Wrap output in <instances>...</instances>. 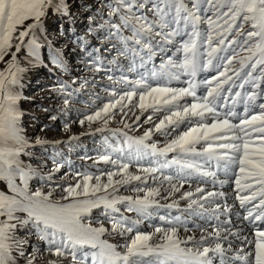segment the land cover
Segmentation results:
<instances>
[{
  "label": "snow or ice",
  "instance_id": "6c2138e0",
  "mask_svg": "<svg viewBox=\"0 0 264 264\" xmlns=\"http://www.w3.org/2000/svg\"><path fill=\"white\" fill-rule=\"evenodd\" d=\"M74 9L88 10L89 31L100 34L105 51L115 49L117 58L127 60L129 71L137 67L147 71L168 45H178L176 51L182 53L178 62L168 57L158 67L153 64L148 74L169 80L183 75L189 78L187 87H153L144 76L135 81L122 76L121 81L132 84V90L80 121L82 126L85 120L89 125L102 122L96 129L102 131L118 106L125 116L135 108L141 115L149 109L165 110L167 114L142 136L123 133L129 157L177 154L158 167L138 168L137 172L146 174L144 178L129 171L130 163H120L116 171L107 172L106 182L100 175L76 173L75 183L52 187L47 182L62 165L53 161L55 167L46 176L32 165L35 153L31 149L47 141L37 137L33 143L25 134L19 107L24 97L18 89L41 64V35L46 36L48 19L72 20ZM25 50L22 63L20 54ZM100 59L92 60L97 72ZM117 62L116 58L109 61ZM52 63L66 70L59 51ZM0 64V264H20L21 259L24 264H36L42 252L30 244L29 237L44 242V251L57 258L48 264H264V0H0ZM213 67L222 70L202 82L206 91L198 95L197 73ZM246 86L250 90L233 91ZM60 90L66 92V86L61 84ZM137 96L138 103L134 102ZM187 97L191 102L181 104ZM238 103L244 105L242 116L234 110ZM254 108L259 111L253 112ZM220 109H226L223 116ZM208 118L211 122H206ZM152 121L149 115L144 123ZM185 121L198 122L163 147L148 143L153 132L170 135ZM114 150L123 152L124 148ZM188 157H202L203 163ZM99 160L117 164L108 155ZM213 164L216 171L211 170ZM172 165L179 167L178 175L195 173L221 185L227 181L218 180L217 171L227 174L237 166L233 183L238 209L233 212L235 204L216 202L225 197L224 192L198 186L194 192H183L181 199L188 201L186 211L205 220L206 226L189 228L177 216L175 222L192 234L180 236L172 220L167 221L172 225L168 228L140 231L141 219L158 203L159 188H136L144 195L135 198L116 193L120 186L146 182L148 174ZM36 178L44 183L34 188L30 182ZM163 180L170 183L172 193L187 182L172 184L171 175H164ZM56 188L64 193L59 199L54 198ZM176 206L175 201L166 205ZM124 212H135L137 219ZM232 215L253 226L251 238L234 226ZM27 247L33 251L27 253Z\"/></svg>",
  "mask_w": 264,
  "mask_h": 264
},
{
  "label": "rangeland",
  "instance_id": "374dc122",
  "mask_svg": "<svg viewBox=\"0 0 264 264\" xmlns=\"http://www.w3.org/2000/svg\"><path fill=\"white\" fill-rule=\"evenodd\" d=\"M91 14L95 16V12ZM88 15V10L81 9L76 11L74 9L72 20L58 21L56 17L48 19L46 36L41 35V64L27 74L24 87L18 89L21 96L24 97L20 101L19 107L23 113L22 126L25 134L33 143L37 137L47 141L46 144L35 145L31 149L35 153L32 158L33 167L37 168L42 176H46L55 167L53 161L62 165L60 171L56 172L52 180L47 182L52 187L56 185L67 186L70 183H75L76 173H87L93 176L100 175L101 180L106 182L107 172L116 171L117 165L120 163H130L129 171L144 178L146 174L137 172L138 168L158 167L165 159L170 160L177 155L176 153H169L167 157H157L149 154L136 159L135 155L129 157V150L126 145H123L125 139L123 133L131 137L142 136L145 130L153 128L154 123L167 114L165 110L153 112L149 109L141 115L138 108L133 109L132 112H128V109L125 108L124 112H128V115L125 116L119 111L118 106L114 110V118L109 121V124L102 131H96L98 127L102 126V122L89 125L85 120L83 126L81 125L80 121L86 115L93 114L102 108L105 103L118 99L124 92L132 90L133 85L122 82V76L128 77L130 81H135L144 76L153 87L167 85L172 88L187 87L186 81L189 79L183 75L179 79H153L148 74L153 64L158 67L161 61L166 60L168 57L177 60V62L182 59V53L176 51L178 45L166 46L165 50L158 53L148 65L147 71L139 67L134 71H129V62L122 57L117 58L115 49L105 51L106 45L99 38L100 34L95 29L89 31L91 21L87 18ZM49 44H51V48L48 46ZM96 49H99V51L97 52ZM57 51L61 53V60L66 65V70L57 69L52 63L53 55ZM25 55L26 50L24 54H20L22 63L25 60ZM95 57L101 58L98 61V66L101 70L98 72L95 71L92 65V60ZM114 58L118 62L109 63ZM2 67L3 65L0 64V68ZM219 70L222 69L213 67L209 71L197 73L198 95L204 94L206 91V86L202 82L217 75ZM109 76L113 77V79L109 80ZM61 84L66 86V92H61ZM246 88L250 90L249 86H246ZM113 93H115V96ZM65 99L69 100L67 106L64 104ZM134 102L138 103V96L134 98ZM185 102H191V98H185L184 101H181V104ZM136 115H140L139 121L135 120ZM149 115H152L153 121L144 123V120ZM52 117H55V119H52ZM121 120L131 125V128H124L123 123L120 122ZM197 122L185 121L170 135L153 132L148 143L155 142L158 147H163L171 139L175 138L178 133L186 131L189 126H194ZM206 122H211V119L208 118ZM66 126L67 130H65ZM118 130H122V132ZM120 147L124 148L123 152L114 150ZM102 155H108L117 164L100 161L99 157ZM188 159L203 163L204 158L188 157ZM178 173L179 167L172 165L156 173L148 174L146 182L133 181L128 185L119 187L116 195L134 198L143 197L144 195L143 191H134L136 188L145 190L159 188L160 190V195L155 197L158 202L157 205L150 208L148 210L150 215L142 218L138 224L140 231L151 233L154 232L155 227L168 228L172 225H169L167 221L172 220L173 224L179 227V235L184 236L183 227L174 220L175 217L179 216L183 221V217L187 216L185 210L188 201L181 199V194L186 191L194 192L196 187L204 186L202 180L206 178L195 173L188 176L178 175ZM164 175H171L173 177L171 183L177 186L182 180L187 182L184 183V187L180 188L179 192L172 193L170 183L163 180ZM115 179H119V177ZM43 183L44 181L36 178L30 182V185L35 188L40 187ZM45 190L50 189L45 188ZM63 195L64 193L59 188H56L54 198L59 199ZM98 195H103V193ZM174 201L178 206L166 207V205L172 204ZM120 207L123 210V205ZM124 215L131 219H137L135 212H124ZM162 216L165 217L164 220L160 219ZM29 242L31 245L41 249L42 252V255H38L36 264H48L49 260L57 259L44 251L46 248L44 242L38 241L35 237H29ZM155 242L157 241L154 240ZM32 251V247H27V253ZM20 264H24L23 259H21Z\"/></svg>",
  "mask_w": 264,
  "mask_h": 264
},
{
  "label": "bare ground",
  "instance_id": "6f19581e",
  "mask_svg": "<svg viewBox=\"0 0 264 264\" xmlns=\"http://www.w3.org/2000/svg\"><path fill=\"white\" fill-rule=\"evenodd\" d=\"M246 90H248V88H246V87H245V89H240V88L237 87V88H234L233 91L234 92L235 91H242L243 92V91H246ZM259 102H261V101L259 100L257 103H259ZM229 106H231V101H229ZM234 110L238 113V116H242L244 114V105H243V103H238L235 106ZM220 111H221V114L223 116L225 111H226V109H220ZM252 111L253 112H258L259 109L258 108H254V109H252ZM235 121H238V119L235 120ZM212 167H213L212 170L216 171L214 164L212 165ZM237 170H238V167L237 166H233V170L231 172H228L227 174L223 170L217 171V179L218 180L227 181L223 185H221L220 183H215L214 184L212 178L208 177V178L202 180L204 186H201V187H204L206 189V191L224 192L226 194L225 197L218 199L216 202L221 204V205H224L225 203H227L228 205L235 204L236 207L233 209V212H235L238 209V207H239L238 203L234 200V188H235V185L233 183V181H234V172L237 171ZM185 213L187 214V216L183 217V221L189 228H194L197 225H205V220L199 218L198 216L191 215L189 211L185 210ZM178 215H180V214H178ZM231 219L233 221L234 226L237 229H242V234L243 235L249 236V238H251V233L254 230L253 226L248 225V223L246 221H243V222L240 221L238 219V217L235 216V215H232ZM211 223L214 224V223H217V222L216 221H211ZM183 233H184V236L192 234L191 232H187L186 233L184 230H183ZM197 235H199V232H197ZM236 243H239V241H236Z\"/></svg>",
  "mask_w": 264,
  "mask_h": 264
}]
</instances>
